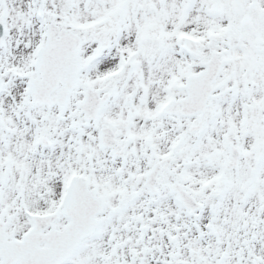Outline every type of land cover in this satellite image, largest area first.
I'll return each mask as SVG.
<instances>
[{
  "label": "snow or ice",
  "instance_id": "1",
  "mask_svg": "<svg viewBox=\"0 0 264 264\" xmlns=\"http://www.w3.org/2000/svg\"><path fill=\"white\" fill-rule=\"evenodd\" d=\"M0 264H264V0H0Z\"/></svg>",
  "mask_w": 264,
  "mask_h": 264
}]
</instances>
